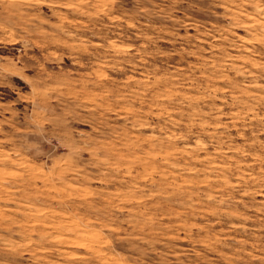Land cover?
<instances>
[{"label":"rangeland","instance_id":"1","mask_svg":"<svg viewBox=\"0 0 264 264\" xmlns=\"http://www.w3.org/2000/svg\"><path fill=\"white\" fill-rule=\"evenodd\" d=\"M0 264H264V0H0Z\"/></svg>","mask_w":264,"mask_h":264}]
</instances>
